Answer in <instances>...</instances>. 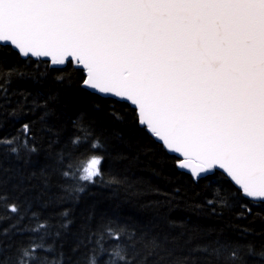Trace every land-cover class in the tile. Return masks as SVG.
Returning <instances> with one entry per match:
<instances>
[{"label": "snow or ice", "instance_id": "1", "mask_svg": "<svg viewBox=\"0 0 264 264\" xmlns=\"http://www.w3.org/2000/svg\"><path fill=\"white\" fill-rule=\"evenodd\" d=\"M144 150L227 228L84 203ZM3 162L0 264H264V0H0Z\"/></svg>", "mask_w": 264, "mask_h": 264}, {"label": "trees", "instance_id": "2", "mask_svg": "<svg viewBox=\"0 0 264 264\" xmlns=\"http://www.w3.org/2000/svg\"><path fill=\"white\" fill-rule=\"evenodd\" d=\"M47 86L51 88L54 95L60 94V103L53 110L52 121L56 122L61 117L62 112L65 113V119L68 116L75 119V116L79 115V113H74L77 96L72 89L52 83ZM72 87L75 88V84ZM87 115L89 119L98 120L104 114L100 112L88 113ZM0 167H9V162H3ZM116 168L117 171L124 172L125 164L117 162ZM125 174L127 175L128 183L132 185L131 188L125 186L115 190L107 188L92 189L91 193L85 198L84 203L99 202V207L104 209L119 206V210L127 217L134 220L147 219L155 215L154 209L145 206L159 199L156 194L157 189L171 193L174 188L181 187V196L176 199L170 208H166L161 213L162 215L166 213L171 221L183 222L189 231L220 227L227 228V224L223 220L198 212L190 207L194 192L191 188H188L185 194V188L187 187L186 177H181L172 172L165 162L154 154L148 153L147 150L140 153L139 159L131 165ZM203 183L202 181L201 185ZM195 191L200 192L201 188H196ZM202 198H197L196 202L199 203ZM255 227L259 228L260 225L257 224Z\"/></svg>", "mask_w": 264, "mask_h": 264}]
</instances>
